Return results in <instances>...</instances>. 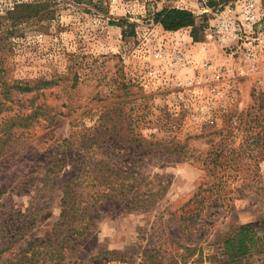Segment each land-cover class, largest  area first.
I'll use <instances>...</instances> for the list:
<instances>
[{"label": "rangeland", "instance_id": "rangeland-1", "mask_svg": "<svg viewBox=\"0 0 264 264\" xmlns=\"http://www.w3.org/2000/svg\"><path fill=\"white\" fill-rule=\"evenodd\" d=\"M242 4L238 50L214 19ZM163 8L191 11L198 39L154 23ZM1 82L0 264L36 240L45 264H259L221 245L264 217V0H0Z\"/></svg>", "mask_w": 264, "mask_h": 264}, {"label": "trees", "instance_id": "trees-1", "mask_svg": "<svg viewBox=\"0 0 264 264\" xmlns=\"http://www.w3.org/2000/svg\"><path fill=\"white\" fill-rule=\"evenodd\" d=\"M152 20L154 23L159 24L165 31L168 32H176L181 29L185 28H191V36L192 38L196 41L197 38V33L200 28L203 26L200 25L197 27V22H196V17L193 15V13L189 10L186 9H180V8H163L160 11H155L152 13ZM204 17V16H203ZM4 85V82H1V86ZM5 87V85L1 88L0 91ZM18 90L21 91H28V87H17ZM8 93L5 92V96ZM2 95V93L0 94ZM4 95V94H3ZM6 105L4 102L0 101V115L6 110ZM11 127V126H10ZM9 129L5 132V135L9 134L11 129ZM1 141V138H0ZM181 160H184L186 162L188 161V158L186 157H179ZM255 159H258L260 161H264V158H259L256 157L254 158L255 163H257ZM250 160H253L250 159ZM254 163V162H253ZM258 164V163H257ZM247 166V165H245ZM250 165H248L246 168H243L239 171V177L242 180L241 185L238 189L235 191L237 192L238 195H240V198L243 196H248L247 195V189L253 190L255 188L252 184L256 180V175L249 170ZM94 178H92L93 180ZM125 180L126 177L123 176V174L115 172L110 174L109 176L104 175V178L101 177L99 184L103 185V190H105V195L111 194L112 191H118L119 190V195L122 194L120 191L122 188L125 186ZM89 187L93 189L94 184H89ZM255 190H257L255 188ZM204 190L202 189V184L198 186L197 192L193 195V198L195 199L200 192H203ZM94 192V191H93ZM100 192V191H97ZM102 192V191H101ZM230 193V191H229ZM67 199V198H66ZM65 199V200H66ZM191 202V199L188 200L183 207H186L189 203ZM216 200L213 201V207H218L217 204H215ZM93 204L90 205L92 207ZM69 205L65 206V209L67 210ZM182 207V208H183ZM72 213V212H71ZM86 214V211L83 212ZM82 215L80 217V221L78 222L77 228H76V236H80L84 231L89 226V220L90 216L88 214ZM62 215H65V211L62 213ZM75 216L70 215L64 219L62 222L61 230L65 228V225L67 226V223L69 221H76L77 219H74ZM180 220H184L185 218H180ZM32 223L28 225V227H31ZM69 225V224H68ZM186 227V226H184ZM23 228H25V224L22 225L17 232L21 231ZM187 230V227L185 228ZM42 245H38V241H31L28 242L26 247L24 249H21L18 251L15 255L11 256L9 259L5 261L4 264H10L11 260L14 257H19V255L22 257V260L25 261V264H39V261H42V264H45L48 259L42 258H36L37 256L40 255V252L43 253L42 251H39V249H44L41 248ZM186 250L191 251V253H194L197 251V248L194 247L192 244L188 247H185ZM222 257L223 259H228L232 261L231 263H237L238 260L244 258V257H256L257 262L259 264H264V217L261 218L258 222L256 223H248L239 226L236 230H234L231 234L226 236V238L223 240L222 245ZM152 251L149 252H144V255L146 257L154 258L155 253L153 255ZM216 256H212L209 258L210 264L212 263L214 259H216Z\"/></svg>", "mask_w": 264, "mask_h": 264}, {"label": "built area", "instance_id": "built-area-1", "mask_svg": "<svg viewBox=\"0 0 264 264\" xmlns=\"http://www.w3.org/2000/svg\"><path fill=\"white\" fill-rule=\"evenodd\" d=\"M242 12L246 18H237V13L232 9L218 11L215 15V28L218 34L223 35L225 40H233L240 50L245 47L246 39L253 29V14L250 7L242 4ZM251 55V54H250Z\"/></svg>", "mask_w": 264, "mask_h": 264}]
</instances>
